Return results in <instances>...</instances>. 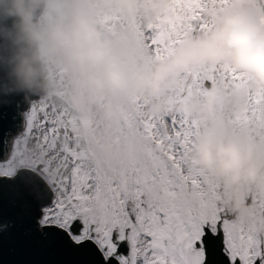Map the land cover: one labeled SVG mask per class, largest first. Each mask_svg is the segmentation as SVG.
<instances>
[{
    "label": "snow or ice",
    "instance_id": "obj_1",
    "mask_svg": "<svg viewBox=\"0 0 264 264\" xmlns=\"http://www.w3.org/2000/svg\"><path fill=\"white\" fill-rule=\"evenodd\" d=\"M244 7L264 27V0H127L98 22L106 33L123 32L150 72ZM177 79L183 86L164 94L161 114L150 111L157 97L122 98L115 135L139 151L119 167L83 146L80 128L98 127L93 115L0 93V220L7 206L26 244L65 264H264V195L249 197L247 218L229 212L222 185L192 156L202 127L187 107L215 89L232 133L264 144V83L228 61L193 63Z\"/></svg>",
    "mask_w": 264,
    "mask_h": 264
},
{
    "label": "clouds",
    "instance_id": "obj_2",
    "mask_svg": "<svg viewBox=\"0 0 264 264\" xmlns=\"http://www.w3.org/2000/svg\"><path fill=\"white\" fill-rule=\"evenodd\" d=\"M122 5L127 0H0V79L5 91L10 86L13 92L49 97L62 91L63 103L74 114L95 117L98 127L87 140L114 167L133 160L139 151L136 141L115 135L122 98L136 93L157 97L150 111L161 114L167 109L164 94L183 86L177 74L197 62L228 61L264 83V27L251 9L225 13L207 38L190 42L145 72L130 54L124 33H106L98 22L100 14ZM215 99V89L209 88L202 105L187 100L202 127L192 156L222 185L229 212L247 218L254 209L249 197L264 195V144L245 132L233 134ZM8 227L3 224L0 231Z\"/></svg>",
    "mask_w": 264,
    "mask_h": 264
},
{
    "label": "water",
    "instance_id": "obj_3",
    "mask_svg": "<svg viewBox=\"0 0 264 264\" xmlns=\"http://www.w3.org/2000/svg\"><path fill=\"white\" fill-rule=\"evenodd\" d=\"M5 82L0 79V93L5 92ZM9 94L22 95L26 100L34 95L10 91ZM7 127V121H5ZM3 224L9 227L0 231V264H65V258L53 255L43 249L27 245L23 239L24 225H20L15 218L9 214L7 206L4 208L0 227Z\"/></svg>",
    "mask_w": 264,
    "mask_h": 264
},
{
    "label": "rangeland",
    "instance_id": "obj_4",
    "mask_svg": "<svg viewBox=\"0 0 264 264\" xmlns=\"http://www.w3.org/2000/svg\"><path fill=\"white\" fill-rule=\"evenodd\" d=\"M61 77H62V74H58V75H57V79H61ZM39 96L48 97V98L52 99L54 102H56L58 105L67 107V105H65V104L63 103L64 93H63L62 91H57L53 97H49V96L44 95V94H42V93H41ZM67 109H68V110H69L74 116H76V117H88V116L90 115V114L87 115V116L77 115V114H74V113H73L68 107H67ZM94 134H95V130H94V131H90L88 128H85V127H81V128H80V131H79V136H80V138H81V142H82L83 146H84L85 148L90 149L91 152H92L97 158H99V157L95 154V152L93 151V149L91 148V143H90V141L87 140V137H88V136H90V135H94ZM99 159L102 160V161H105V162L108 163V164H110L109 162H107V161L104 160V159H101V158H99ZM110 165H111V164H110ZM111 166H112V165H111ZM113 167H114V166H113Z\"/></svg>",
    "mask_w": 264,
    "mask_h": 264
}]
</instances>
